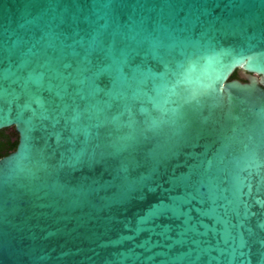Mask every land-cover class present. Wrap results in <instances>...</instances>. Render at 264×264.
<instances>
[{
	"label": "water",
	"instance_id": "1",
	"mask_svg": "<svg viewBox=\"0 0 264 264\" xmlns=\"http://www.w3.org/2000/svg\"><path fill=\"white\" fill-rule=\"evenodd\" d=\"M5 128L0 264H264V0H0Z\"/></svg>",
	"mask_w": 264,
	"mask_h": 264
},
{
	"label": "snow or ice",
	"instance_id": "2",
	"mask_svg": "<svg viewBox=\"0 0 264 264\" xmlns=\"http://www.w3.org/2000/svg\"><path fill=\"white\" fill-rule=\"evenodd\" d=\"M100 71L103 70L101 69ZM44 118L47 119L48 117L45 116ZM25 140L27 145V136L25 137ZM166 191L171 192L172 189H168ZM168 200L169 203L167 204L164 200H161L158 205L149 210L152 213L150 216L141 217V222L154 227H160L164 229L166 233H172L179 230V235L194 239L198 233L199 227L201 226L200 221L191 214L192 210L187 207V204L183 199L170 195ZM162 219L170 220L172 222L167 224L158 223V221ZM136 227L140 232L146 230L140 227V225H137Z\"/></svg>",
	"mask_w": 264,
	"mask_h": 264
},
{
	"label": "trees",
	"instance_id": "3",
	"mask_svg": "<svg viewBox=\"0 0 264 264\" xmlns=\"http://www.w3.org/2000/svg\"><path fill=\"white\" fill-rule=\"evenodd\" d=\"M231 78L237 77V72L234 71ZM17 133L14 129L5 128L0 130V157L7 155L13 151L17 145Z\"/></svg>",
	"mask_w": 264,
	"mask_h": 264
},
{
	"label": "flooded vegetation",
	"instance_id": "4",
	"mask_svg": "<svg viewBox=\"0 0 264 264\" xmlns=\"http://www.w3.org/2000/svg\"><path fill=\"white\" fill-rule=\"evenodd\" d=\"M236 78L242 79V77L238 73H237V77Z\"/></svg>",
	"mask_w": 264,
	"mask_h": 264
}]
</instances>
